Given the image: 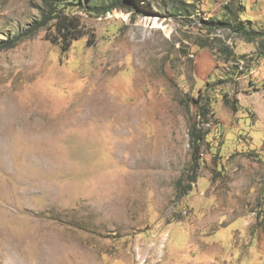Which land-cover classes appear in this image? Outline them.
Returning a JSON list of instances; mask_svg holds the SVG:
<instances>
[{"label": "rangeland", "instance_id": "1", "mask_svg": "<svg viewBox=\"0 0 264 264\" xmlns=\"http://www.w3.org/2000/svg\"><path fill=\"white\" fill-rule=\"evenodd\" d=\"M134 1L0 52V264H264V40L208 29L264 0ZM40 6L0 0V42Z\"/></svg>", "mask_w": 264, "mask_h": 264}, {"label": "trees", "instance_id": "2", "mask_svg": "<svg viewBox=\"0 0 264 264\" xmlns=\"http://www.w3.org/2000/svg\"><path fill=\"white\" fill-rule=\"evenodd\" d=\"M40 14L41 17L39 20L34 21L30 26H28L24 31L19 34L9 37L4 41L0 42V52L11 50L18 46L23 41L29 40L36 36L40 31H42L46 25L53 19L57 18L63 13L69 12L72 9H78L80 11H84L89 15L95 16H105L114 11H128L130 13H143L141 9L137 7V4L134 0H40ZM236 0L230 1V6L226 5L224 10H228V16L233 15L234 19H236L239 15H241L240 7ZM181 12H186L183 8L179 10ZM231 29L234 32L238 33L243 38L248 41H253L254 39L264 40V28L259 32L245 29L241 25H237L236 22L232 23L227 21L226 19L217 20L216 23H213L209 26L208 29ZM69 38L65 37L63 39V43L69 47ZM64 48L65 50L67 49ZM200 107L201 114L200 116L206 117L208 111V104L202 105V103L198 102L195 104ZM196 123H192L190 126V137L192 139V170L195 172L197 168V163L200 160V146L205 141V136L207 133L196 131ZM183 179H179L177 181V185H180ZM194 181L191 180V183ZM190 185L184 188L180 194L179 198L181 199L183 196L187 195L190 192Z\"/></svg>", "mask_w": 264, "mask_h": 264}]
</instances>
